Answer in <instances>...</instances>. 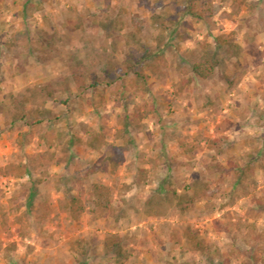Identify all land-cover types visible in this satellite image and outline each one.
Listing matches in <instances>:
<instances>
[{
  "label": "rangeland",
  "instance_id": "1",
  "mask_svg": "<svg viewBox=\"0 0 264 264\" xmlns=\"http://www.w3.org/2000/svg\"><path fill=\"white\" fill-rule=\"evenodd\" d=\"M188 1L0 0V264H264V0H197L202 22Z\"/></svg>",
  "mask_w": 264,
  "mask_h": 264
},
{
  "label": "trees",
  "instance_id": "2",
  "mask_svg": "<svg viewBox=\"0 0 264 264\" xmlns=\"http://www.w3.org/2000/svg\"><path fill=\"white\" fill-rule=\"evenodd\" d=\"M255 6V5H254ZM197 8V0H190L188 1V4L186 5L185 9H183V14L184 15H189L195 19L196 22H202L205 21L212 16V12L208 10L207 12H201L196 9ZM141 60L145 62L144 67L149 70L151 73H156L157 70L159 69V62L163 60L162 55H157L153 57H148L147 55H142ZM215 63L214 61L209 58V57H202L199 61L194 63L191 66V71L192 73L202 79H207L211 75H213L215 71ZM128 68H131V71H133L135 74H140L141 68L139 67H131L129 66ZM89 82H85V80L82 79L80 71H77L73 74L72 81L76 86L77 91L82 94L83 92L87 91L90 88H96L98 87L101 82L104 81V79L100 76H93L91 74L88 75ZM105 83V81L103 82ZM108 86L110 83H107ZM47 96H52V92L49 91V87L46 89ZM26 98L22 99V102L20 103L22 105V110H24V101ZM15 102L14 104L16 105V100H13ZM54 102H56L54 100ZM21 119H24V116L20 117ZM58 120V118H56ZM42 121L38 116H35L34 119H31L29 122L31 125H37L40 124ZM43 137L47 140L49 143L48 145L50 146L52 141L55 139V132L51 129H48ZM213 146L218 145L219 141H212ZM219 152V151H218ZM249 165L246 163L242 168L238 169V179L241 180L240 178L244 177V173L246 169L248 168ZM5 170H7L10 174H13L14 177H22L24 174L28 173L27 167L23 164H8L5 167ZM245 189V188H244ZM246 190V189H245ZM109 194H110V189L106 187L105 185L102 184H93L91 186V189L88 193L87 201L93 204L94 207L104 209L106 210L109 207ZM30 202V201H29ZM83 201L80 197L78 196H72L60 205V209L62 212L66 214L68 218L71 219H77L80 215L88 212V209L85 205L86 203ZM30 204V203H29ZM256 206L264 209V202L261 200L256 201ZM198 247L200 245L198 244ZM104 248L105 252L109 255H116V260L118 262H121V260L126 259V253L122 249L121 242L117 237H106L104 240ZM115 257V256H114ZM255 262H257V258L253 257Z\"/></svg>",
  "mask_w": 264,
  "mask_h": 264
}]
</instances>
